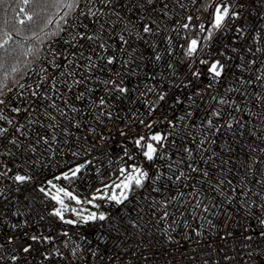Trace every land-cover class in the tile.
<instances>
[{"label":"built area","instance_id":"built-area-1","mask_svg":"<svg viewBox=\"0 0 264 264\" xmlns=\"http://www.w3.org/2000/svg\"><path fill=\"white\" fill-rule=\"evenodd\" d=\"M229 2L244 6L232 31H214L212 39L204 40L207 33H199L198 25L210 28L219 0H155L151 6L144 0H113L111 7L100 0L85 7L86 0H80L64 31L43 45L31 71L5 91L4 111L13 125H0L9 127L19 146L8 142L11 135L0 138V161L33 179L23 184L0 180V240L26 239L23 233L37 230L51 234L71 264H252L242 233L248 234L245 228L262 230L255 217H264L258 207L264 204V0ZM206 4L212 7L205 10ZM89 7L100 11L91 16ZM189 15L197 27L183 29ZM129 20L135 24L131 36L124 30ZM152 21L153 32L143 33V23ZM193 38L204 48L199 58L226 65L221 77L212 76L198 60L192 67L202 75L191 76L185 50ZM100 43L109 46L107 52ZM106 56H114V63L106 64ZM118 79L127 93L109 92L111 86L103 83ZM161 93L163 101L158 100ZM101 97L105 105H100ZM12 107L21 111L12 113ZM141 119L154 122L153 127ZM155 133L167 139L148 161L134 140ZM81 164L76 179H61L80 195L120 176L121 167L129 172L133 165L141 167L149 178L143 187L133 185L121 204L97 200L104 221L66 225L49 215L56 202L39 187L48 189V180ZM181 172L184 176L177 180ZM63 231L72 238L68 248ZM73 242L80 245L75 258L70 255ZM44 247L53 245L38 246L28 264H39ZM51 264L67 261L56 258Z\"/></svg>","mask_w":264,"mask_h":264},{"label":"snow or ice","instance_id":"snow-or-ice-1","mask_svg":"<svg viewBox=\"0 0 264 264\" xmlns=\"http://www.w3.org/2000/svg\"><path fill=\"white\" fill-rule=\"evenodd\" d=\"M5 2L6 0H0V6L4 5ZM14 2L16 4V7L12 9L14 13L12 20L10 21L5 18L3 20L2 25H0V49L3 50V52L0 53V70L5 69L8 58L16 53L17 48L23 47L21 41L35 40L40 43L43 39L40 33L43 32L45 36L51 37L58 36L60 32L64 31V28L59 26L58 21V30L56 32H44V29L47 28V26L53 22V18L49 13L50 9H67L68 11H66L64 15L60 17V20H63L66 24L69 13L75 9H78L80 6V0H14ZM144 2L147 5L151 6L154 4L155 0H144ZM91 3L92 0H86L85 7H88ZM112 3L113 0H100V4L105 7H111ZM165 7H167V5H165ZM208 7H212V5L206 4L205 10H207ZM243 7L244 6L242 4H234L229 2V0H219V3H215L212 12V22L210 28L206 27L204 23H200L198 25L199 33H207L203 37V39H212V34L214 31H232L233 21L241 17ZM154 10L155 9H153V11ZM99 11V9H97L96 11H92L91 7H89V14L91 16H96ZM80 14L84 15L83 11H81ZM116 16L117 19H120V15L118 12L116 13ZM193 19L194 17L189 15L186 18L187 22L182 24L181 27L183 29L197 27L196 25L192 24ZM195 19L199 20L200 18L196 17ZM153 23L155 22H144L142 27L143 33H152ZM9 24L11 25L10 28L8 27ZM101 28H103V25H101ZM134 29L135 24L133 21L129 20L127 21V23H125L124 30L128 32L129 36L133 34ZM243 30V28H236V31L238 32H243ZM29 32L31 33V35L27 34ZM136 35L139 38L138 32L136 33ZM17 37L19 39H16ZM81 39L95 40L96 38L93 36L82 35ZM119 40L124 44L128 43L124 35H120ZM99 47L105 52H107L109 48V46L104 43H100ZM225 47L227 48L228 46L226 45ZM232 50L235 51V49ZM39 51V48L30 46L27 49L26 54H36ZM257 51H260V49H257ZM198 52L201 55L204 53V48L202 46L201 41L196 38L189 40L185 50V55L189 58L188 62L191 68V76L199 78L202 75V71L200 68L192 67V65L196 64L198 60L199 65L205 66L207 68V72L210 73L212 76L221 77L222 73H224L226 70V65L222 62V60H209L208 58H199L197 56ZM103 59H105L106 64L111 65L114 63L115 57L106 56ZM157 59H159V57H157ZM89 61L91 62V57H89ZM170 67L172 66L170 65ZM12 71L15 72L16 68H12ZM117 76H119V73H117ZM81 82L82 81H76V83ZM103 83L105 85L111 86L108 89L109 92L115 91L120 94H125L129 91L127 87L123 86V81L119 79L105 80L103 81ZM53 86H55V81H53ZM20 87L23 88L24 85L21 84ZM4 88H7V74L5 75L4 80L0 81V106H3L0 107V122H4L7 125L12 126L13 119L6 115L4 111V108L8 105V101L4 98L6 95V93L4 92ZM8 91H11V89H8ZM148 91L152 92L154 91V89L149 88ZM33 95H37V93L33 92ZM81 95H83V93ZM79 98L80 97L78 96L77 99ZM165 98L166 95L164 93L158 95L159 101H163L165 100ZM99 103L100 105H105V100L103 97L100 98ZM221 103H225V101H221ZM53 107H55V105H53ZM10 111L12 113H19L21 109L19 107H12ZM153 111L154 108L150 109L148 114L152 115ZM108 115L110 116L111 113H108ZM214 115H219V113H214ZM140 123L145 125V127L147 128H152L154 122L150 121L145 124V121L141 119ZM209 123H211V121H209ZM14 131L19 132L20 128L17 127ZM9 135H11L12 138L9 139L8 142L12 143L13 145L19 146L18 140L15 138L14 133L10 134L9 127L0 125V138H6ZM121 135L127 134L121 132ZM53 139H55V137H53ZM166 139V136H163L160 133H155L147 138L145 136H139V138L134 140V144L137 148L143 149V157L145 159H147L148 161H152L155 157L158 156L159 149L165 147L162 141ZM146 141H155L156 145ZM44 142L47 143V140H45ZM157 145L159 147H157ZM7 155H11V153L9 152L7 153ZM73 155H76V153H73ZM125 155H128L127 150H125ZM128 159L131 160L133 159V157L128 156ZM82 168H84L83 164L78 165L75 168L69 169V171L67 172L61 173L60 176L54 177V179L57 181L61 179L65 181H72L78 177V174L81 172ZM119 171L120 176L123 177V179H121L119 183L113 182L112 186L105 185L103 189H97V192L102 194L93 195L90 199L86 201V203L93 205L96 208H99L100 205L94 202L107 198L110 201H114L117 204H121L123 201L128 199V195L132 190L133 185H135V187L137 188L143 187L145 180L149 178V173L147 171L135 165L131 166L130 172L124 167H121ZM193 171H198V169H193ZM203 175L208 176V173L205 171ZM181 176H184L183 172H181L180 175L176 177V179L179 180ZM4 179H10L15 181L17 184H23L25 182L31 181L33 177L30 175H22L18 171L14 173L13 168L8 166V162L0 161V180ZM156 179H159V177L157 176ZM46 183L49 188L46 189L44 186H41L39 187V191L43 193L45 197L50 198L52 201H55L56 204L60 206L54 207L49 213V215L58 218V220L63 224L76 226L80 223L87 224L90 221H104L107 218L106 214L103 212H89L87 215H83V212L85 211L84 209H80L79 211L76 208L69 209L68 205L65 204L64 197H68L70 200L75 201L77 204H80L82 203V201L79 199V197L77 195H74L73 192L69 191L67 188L60 187L57 184L53 183L52 180H48ZM109 188L120 189L119 195H117L114 190L111 192V194H108L107 190ZM52 189H54L55 191H52ZM16 191H19V189L17 188ZM181 195H183V193H181ZM172 199H175V197H173ZM170 202L171 201L165 202L163 206L166 208L167 203ZM199 206L200 203L198 201L197 207ZM258 207H260L261 211L264 212V204H261ZM69 210L72 213L76 214L78 219H65L64 213L65 211ZM204 211H208L207 206L204 207ZM167 215L168 213L165 211L164 217H167ZM255 218L258 221L259 228L262 230H257L255 228H245L244 231L248 232V234L243 235L242 233V236L244 241L246 242L243 247L249 249V251L247 252L249 260L252 262V264H259L261 260H264V248L261 247V243H264V217ZM39 219L44 220L45 218L41 216ZM25 223H27V221H25ZM209 223H211V221H209ZM13 227L16 226L14 225ZM51 231L52 226L49 225L48 232L51 233ZM60 235H63L66 238L62 241V243L65 248H68L69 241H71L72 239L69 232L63 231L60 233ZM228 235L231 236L232 233H229ZM22 236L26 239L9 236L6 240H0V264H8V262H11V264H28L29 258H32L33 253L39 250L38 246L48 244H52L53 247H44L43 250L40 251L39 264H44V262H48V264H51L52 260L56 258H59V260L62 261H67V264H71V261L68 259V256H66L65 253L61 251L59 247H55V243L57 240L56 236H53L51 234H42L39 230L31 234L23 233ZM79 249L80 245L74 243V246L70 249V255L74 258L77 257ZM93 255H95L94 252ZM144 259L147 260V257H144Z\"/></svg>","mask_w":264,"mask_h":264},{"label":"trees","instance_id":"trees-1","mask_svg":"<svg viewBox=\"0 0 264 264\" xmlns=\"http://www.w3.org/2000/svg\"><path fill=\"white\" fill-rule=\"evenodd\" d=\"M16 7V4L14 0H6L5 4L0 6V25H2L3 20L7 18L8 20H12V17L14 15L12 9ZM68 11L64 8H52L49 10V13L51 14L53 18V22L47 26V28L44 29V32L52 33L56 32L58 30V24L62 27L64 24L63 20H60V17L64 15V13ZM9 28L11 25L9 24ZM28 35H31V33H27ZM60 34V33H59ZM42 39V42L38 43L35 40H29V41H21L23 44L22 48H17L16 53L9 57L7 60V64L5 69L0 70V81H3L5 78V75L7 74V88H4V92L11 86H13L15 83H17L20 79H22L24 76H26L32 69L35 61L37 58L42 54L43 52V45L53 38L54 36H45L44 33H40ZM16 39H19L18 37ZM33 46L35 48H39L40 51L36 54H26L27 49ZM3 50L0 49V53H2ZM12 68H16V71L13 72Z\"/></svg>","mask_w":264,"mask_h":264},{"label":"rangeland","instance_id":"rangeland-1","mask_svg":"<svg viewBox=\"0 0 264 264\" xmlns=\"http://www.w3.org/2000/svg\"><path fill=\"white\" fill-rule=\"evenodd\" d=\"M65 23V22H64ZM73 168V167H71ZM70 168V169H71ZM69 171V169H66V170H63L62 172H60L57 176H60L61 173L63 172H67ZM56 177V176H55ZM123 179V177H120V176H115L113 177L112 179L110 180H107V181H104V182H101L96 188L95 190H93L90 194H84V195H80L76 192H73L74 195H77L79 197V199L82 201V203L80 204H77L75 201H72L70 200L68 197H64V200H65V204L68 205L69 209L71 208H76L78 211L80 209H84L85 211L83 212V215H87L89 212H97V213H100L99 212V208H96L94 207L93 205H90L88 203H86V201L88 199H90L93 195H100L102 193H98L97 192V189H103L105 185H109V186H112L113 185V182L115 183H119L120 180ZM53 181V183L57 184L58 186L60 187H65L67 188L69 191L70 188L68 187L67 184L63 183L61 180L57 181L54 179V177L51 179ZM115 191L117 195H119V192H120V189H113V188H109L107 191H108V194H111L112 191ZM52 191H55L54 189H52ZM94 203L96 204H99L98 201H95ZM55 207H60L58 204L55 205ZM64 216H65V219H78V217L76 216V214L72 213L70 210L69 211H65L64 213Z\"/></svg>","mask_w":264,"mask_h":264}]
</instances>
